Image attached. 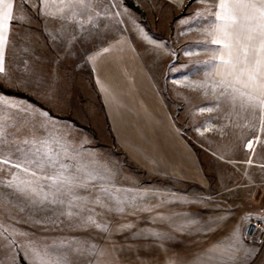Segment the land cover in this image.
<instances>
[{
    "label": "rangeland",
    "instance_id": "obj_1",
    "mask_svg": "<svg viewBox=\"0 0 264 264\" xmlns=\"http://www.w3.org/2000/svg\"><path fill=\"white\" fill-rule=\"evenodd\" d=\"M145 2L92 0L79 32L93 40L95 57L117 51L123 59L126 49L139 58L131 57L136 71L124 70L119 81L98 78L130 89L110 95V103L132 118L109 119L94 83L93 93L84 92L89 78L48 76V57L56 65L63 57L56 49L66 46L47 32L51 20L39 0H16L0 76V264H44L34 253L49 264H160L154 249L166 250L170 238L140 212L141 198L157 203L189 191L217 201V192L237 182L264 181L263 167L242 163L251 158L243 149L253 138L252 163H264V90L251 95L209 83L215 93L205 96V83L191 72L176 77L188 90L169 83L171 68L185 69L186 30L176 33L170 15ZM142 96L154 113L167 109L177 145L161 141L157 116H137L142 111L133 103ZM245 166L253 168L240 174ZM176 239L178 264H188L185 238Z\"/></svg>",
    "mask_w": 264,
    "mask_h": 264
},
{
    "label": "crops",
    "instance_id": "obj_2",
    "mask_svg": "<svg viewBox=\"0 0 264 264\" xmlns=\"http://www.w3.org/2000/svg\"><path fill=\"white\" fill-rule=\"evenodd\" d=\"M39 1L42 4L39 6V12L51 20V23L47 24L49 26L47 32L51 31L56 38H61L62 44L66 46V49L65 47L62 50L56 49V53L63 56L56 58V65L50 64L48 61L51 59L48 57V64L46 63L48 65L47 71L50 73L48 76L89 78L84 92L93 93L94 83L97 93L103 94L102 100L107 102L103 105L104 107L107 106L109 119L114 118V116L115 118L120 116L121 119H131L132 117H127L129 115L125 114L124 111L120 112L119 109L114 111L110 103L113 100L110 95H124L130 93V89L125 91L122 86L113 85V82L108 80L106 82H109L110 85H104L105 83L101 84L97 81L98 78H111L119 81L124 76V70L129 71V68L132 67L136 71L135 67L131 66L132 64L137 66L136 60H131V57L135 59L138 57L136 55L131 56V53L127 52L126 49L124 50L126 53L121 54L124 56L123 59L117 54V51L112 52L115 54H108L106 51L104 57H99V55L95 57L93 40L82 39L79 33L84 24L87 27L86 22L91 18L92 0ZM136 1L141 5L147 4L145 0ZM149 1L154 4L155 8H159V12L170 15V28L174 29L176 33L179 30H186L185 50L187 52L182 56L185 60V69L179 70V65L174 69L171 68L169 76L175 77L173 78L175 83L168 80L169 83L180 86L176 77L191 72L192 77L205 83L202 89L205 90V92L202 91L205 96H209L211 92L215 93L209 87V83L226 85L231 90L236 91L237 89L245 94L259 95L263 92L264 66L257 67L256 64L264 56V53L259 51L261 25L264 24V20H261L258 9L264 7L262 0H249L256 5V9L236 8L237 0ZM15 2L16 0H13V11ZM221 4H226L235 13L237 24L232 25L220 18L224 16ZM166 7L167 10L164 11ZM90 26L92 25L90 24ZM38 30L39 28L36 31ZM9 31L3 48L4 69L10 38ZM47 32L42 31V35H47ZM44 40L46 41V39ZM36 41V45H44L41 39H36ZM245 50L247 51L246 56ZM41 53V61H46L44 49L41 50ZM74 59H76L75 63L78 61L81 68L75 66ZM223 61H229V63ZM241 69H243V73ZM2 74L3 72L0 73V76ZM249 74H252V79L249 78ZM141 88H144L143 93L147 94L145 86ZM180 88L183 89L184 87L180 86ZM150 93L151 91L148 95ZM118 100L125 102L122 97H118ZM133 104L139 106L138 109L142 111V114L137 116L143 118L157 116L156 120L159 119L163 125L157 134L162 136L161 141L165 146L177 145L175 142L179 135L172 128V120L167 109L159 107L161 113H154L152 111L154 107H149L151 103L146 102L143 96ZM123 107L124 105L121 103V108L123 109ZM196 127L203 129L205 124ZM147 129L144 131L145 134L147 132L152 133L150 128ZM243 150L248 151L251 158L249 161L248 158L245 161L241 160L244 161L242 163L264 168L263 162L252 163L254 150L251 152L250 150ZM238 160L234 161L241 163ZM189 168L191 175L193 167ZM252 168L251 166L241 167L240 174H244V170H251ZM200 184L204 188L205 183ZM162 189L167 190L166 188ZM261 189H264V181L253 180L251 182H237L232 187L223 188L215 195L222 198L217 201H208L209 194L201 193L199 195L202 197H195V194L189 191L186 193V198L171 195L167 196L164 201L160 200L157 203L149 202L145 197L141 198L139 202L140 212L149 219L152 217L151 219L156 224L160 223L161 229L168 235L165 237L170 238L164 246L168 252L160 248L154 249L156 255L153 258L154 261L160 264H178V240L174 239L175 237H184L186 248L190 250L187 253L191 256L186 258L189 260L187 261L188 264H264V243L259 239L249 240L245 238V229L250 220L264 221V205H261L264 203L261 201L264 199V194ZM198 247L202 250H199ZM165 254H169V257Z\"/></svg>",
    "mask_w": 264,
    "mask_h": 264
},
{
    "label": "snow or ice",
    "instance_id": "obj_3",
    "mask_svg": "<svg viewBox=\"0 0 264 264\" xmlns=\"http://www.w3.org/2000/svg\"><path fill=\"white\" fill-rule=\"evenodd\" d=\"M262 4H264V0H262ZM236 8L241 9H256V5L249 2V0H237L235 5ZM221 10L224 12V16L220 17L224 19L226 22H230L232 25L238 23L237 17L233 11H231L226 4H221ZM261 20H264V7L258 9ZM13 0H0V73L4 72V59H3V48L7 41V34L9 31V26L13 21ZM261 41L259 51L264 53V24L261 25ZM225 47H229L228 45H224ZM245 56L247 55V51L245 50ZM224 63H229V61H223ZM257 67L264 66V56H262L261 60L256 62ZM243 73V69H241ZM249 78L252 79V74H249ZM47 115V113H45ZM28 143V141H25ZM3 163H8L7 160L2 161ZM15 167L19 168L20 165H16ZM63 167V165H61ZM34 175V173H33ZM11 184H9V187ZM106 191V190H105ZM44 264H49L45 256H40L39 253H34Z\"/></svg>",
    "mask_w": 264,
    "mask_h": 264
},
{
    "label": "built area",
    "instance_id": "obj_4",
    "mask_svg": "<svg viewBox=\"0 0 264 264\" xmlns=\"http://www.w3.org/2000/svg\"><path fill=\"white\" fill-rule=\"evenodd\" d=\"M245 238L264 240V221L250 220L245 229Z\"/></svg>",
    "mask_w": 264,
    "mask_h": 264
},
{
    "label": "bare ground",
    "instance_id": "obj_5",
    "mask_svg": "<svg viewBox=\"0 0 264 264\" xmlns=\"http://www.w3.org/2000/svg\"><path fill=\"white\" fill-rule=\"evenodd\" d=\"M173 78H175V77H172L171 79H173ZM170 79V81H172L173 83H175V80H171ZM178 82H179V79H176ZM180 83V82H179ZM181 85V84H180ZM254 143H255V139L253 138L252 139V141H251V146H249V147H246V148H244V149H246V150H250V152L252 151V146L254 145ZM251 163V162H250ZM264 165V164H263Z\"/></svg>",
    "mask_w": 264,
    "mask_h": 264
},
{
    "label": "trees",
    "instance_id": "obj_6",
    "mask_svg": "<svg viewBox=\"0 0 264 264\" xmlns=\"http://www.w3.org/2000/svg\"><path fill=\"white\" fill-rule=\"evenodd\" d=\"M135 8H136V6H135Z\"/></svg>",
    "mask_w": 264,
    "mask_h": 264
}]
</instances>
